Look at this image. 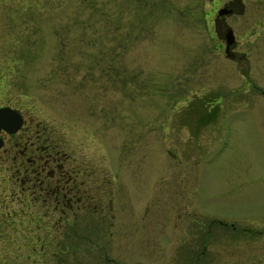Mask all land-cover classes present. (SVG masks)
Segmentation results:
<instances>
[{
    "label": "rangeland",
    "instance_id": "obj_1",
    "mask_svg": "<svg viewBox=\"0 0 264 264\" xmlns=\"http://www.w3.org/2000/svg\"><path fill=\"white\" fill-rule=\"evenodd\" d=\"M227 1L0 0V104L115 184L111 221L62 226L0 166V264H264V0Z\"/></svg>",
    "mask_w": 264,
    "mask_h": 264
},
{
    "label": "flooded vegetation",
    "instance_id": "obj_2",
    "mask_svg": "<svg viewBox=\"0 0 264 264\" xmlns=\"http://www.w3.org/2000/svg\"><path fill=\"white\" fill-rule=\"evenodd\" d=\"M237 3L242 7L241 0H229L224 5L233 14L237 11ZM224 17H215L216 32L222 40L225 54L241 59L240 56L243 55L235 52V42L226 48L229 26L222 21ZM2 105L13 109V115L8 120L16 117L18 122L13 131L0 127V166L10 172L3 178V182L13 189L11 197L20 206L45 211L48 217H54L56 224L62 226L91 217L95 218L90 220L93 223L111 221L114 210L113 177L103 174L104 170L96 168L89 160L86 161L53 126L35 119L26 108L10 102L0 104ZM33 219L36 221L35 215ZM212 222L213 220L206 226L205 237L195 235V238H200L205 243L211 240L213 235L209 232L212 231ZM217 222L225 224L221 220Z\"/></svg>",
    "mask_w": 264,
    "mask_h": 264
},
{
    "label": "water",
    "instance_id": "obj_3",
    "mask_svg": "<svg viewBox=\"0 0 264 264\" xmlns=\"http://www.w3.org/2000/svg\"><path fill=\"white\" fill-rule=\"evenodd\" d=\"M231 12V9L227 8L226 6L220 8L218 10L219 14H228ZM234 42V34L231 28L227 29V33H226V48ZM13 109H11L8 106H2L0 107V127H3L5 129H8L10 131H13L16 129V127L18 126V122L16 121V117H11V121L8 120V117L13 115L11 113ZM16 119V120H15ZM1 140H0V145H1Z\"/></svg>",
    "mask_w": 264,
    "mask_h": 264
},
{
    "label": "trees",
    "instance_id": "obj_4",
    "mask_svg": "<svg viewBox=\"0 0 264 264\" xmlns=\"http://www.w3.org/2000/svg\"><path fill=\"white\" fill-rule=\"evenodd\" d=\"M14 58H15V57H14ZM11 60H12V59H11ZM17 60H18V58H17ZM13 65H14V66H13ZM16 66H17V65H16V63H15V59H14V61H12V63H10V64L8 63L6 67H7V69H9L10 67L13 68V67H16Z\"/></svg>",
    "mask_w": 264,
    "mask_h": 264
}]
</instances>
